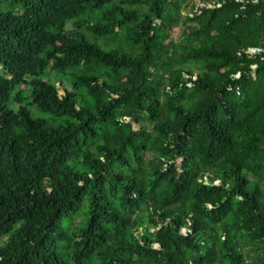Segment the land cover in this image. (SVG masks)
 I'll list each match as a JSON object with an SVG mask.
<instances>
[{
  "label": "trees",
  "instance_id": "trees-1",
  "mask_svg": "<svg viewBox=\"0 0 264 264\" xmlns=\"http://www.w3.org/2000/svg\"><path fill=\"white\" fill-rule=\"evenodd\" d=\"M199 2L0 0V264H264V0Z\"/></svg>",
  "mask_w": 264,
  "mask_h": 264
},
{
  "label": "rangeland",
  "instance_id": "rangeland-1",
  "mask_svg": "<svg viewBox=\"0 0 264 264\" xmlns=\"http://www.w3.org/2000/svg\"><path fill=\"white\" fill-rule=\"evenodd\" d=\"M187 12H191V7L190 6L187 8V10H183L182 14L185 15ZM263 20H264V14H263ZM217 23L214 24V30L213 31H216V26L218 25ZM192 24L193 25H199L198 22H196V21H193ZM180 33H181V25L175 24V26L173 27L171 33L168 36V39H172L174 41H177L180 38ZM97 42L102 43V41H97ZM197 73H198V71H197V69H195L194 70V76H197ZM53 76H54L53 78H58V76L55 75V74H53ZM23 104L27 105L30 108V111H31V113H32V115L34 117H40V118H48L49 117L48 113L42 112L39 109H37L35 106L30 105L28 103L27 99L23 101ZM13 107L17 108V105H13ZM134 126H135V123H134ZM248 176L251 177V178L253 177L250 174H248Z\"/></svg>",
  "mask_w": 264,
  "mask_h": 264
},
{
  "label": "built area",
  "instance_id": "built-area-1",
  "mask_svg": "<svg viewBox=\"0 0 264 264\" xmlns=\"http://www.w3.org/2000/svg\"><path fill=\"white\" fill-rule=\"evenodd\" d=\"M219 5V4H218ZM200 6H208V7H210V6H212V4L211 3H202V2H199V0H196V11H198L199 12V7ZM243 49H241L240 51H242ZM262 51V49L261 48H257V47H250L249 49H248V52L249 53H251V54H254V53H257V52H261ZM239 72H237L236 74H235V76L236 77H238L239 76ZM254 77H255V75H253ZM194 79L196 78V76H194L193 77ZM188 85L189 86H191L192 85V83H188ZM205 182H207L206 181V177H205ZM216 182H218V180L216 181ZM185 231V230H184Z\"/></svg>",
  "mask_w": 264,
  "mask_h": 264
}]
</instances>
